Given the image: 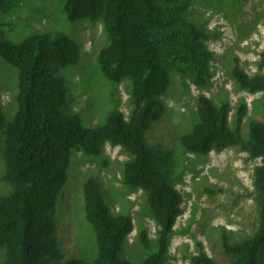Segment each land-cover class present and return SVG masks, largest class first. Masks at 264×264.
I'll use <instances>...</instances> for the list:
<instances>
[{"label":"trees","instance_id":"obj_1","mask_svg":"<svg viewBox=\"0 0 264 264\" xmlns=\"http://www.w3.org/2000/svg\"><path fill=\"white\" fill-rule=\"evenodd\" d=\"M245 1V0H240ZM190 0H64L63 12L71 24L102 18L108 45L98 55L103 76L111 83L128 80L133 110L129 119L118 110L105 122L84 128L81 117L70 110V97L62 72L78 63L77 43L64 33L34 34L19 43L9 39L0 22V56L16 70V109L6 122L0 107L3 138L2 180L12 186L0 195V264H89L81 259L64 261L57 247L54 223L57 197L67 183L73 150L97 157L109 143L132 155L123 169L122 183L146 194L147 206L157 225V250L139 264H163L169 240L182 214V196L171 186L169 168L173 152L147 144L145 134L163 117L161 100L170 84V72L190 75L197 87L208 86L210 50L205 34L186 18ZM18 0H0V13L9 14ZM264 65V53L261 55ZM234 77L249 93L264 92V76L250 77L238 66ZM241 106L231 127L229 106L198 97L197 121L180 138L184 151L207 155L237 147L250 158H260L253 187L258 220L252 235L230 243L222 238V251L230 264H258L264 245V122L252 121L244 138ZM85 219L96 239L93 264H131L121 258L124 243L133 231L128 215H113L105 206L98 182L83 184ZM146 249L148 239L140 234ZM192 264H216L204 251L191 257Z\"/></svg>","mask_w":264,"mask_h":264},{"label":"rangeland","instance_id":"obj_2","mask_svg":"<svg viewBox=\"0 0 264 264\" xmlns=\"http://www.w3.org/2000/svg\"><path fill=\"white\" fill-rule=\"evenodd\" d=\"M63 4L64 0H18L11 13H0V22L7 26L4 31L15 43L42 33H64L77 43L80 59L65 69L62 77L70 97V110L81 117L84 128L102 125L112 110L129 119L133 110L130 82H109L98 64L99 52L108 45L102 18L71 24ZM186 18L206 36L203 44L212 53L211 79L208 86L197 87L190 75L171 71L169 87L161 98L164 115L145 134L148 145L173 152L169 180L183 200V212L175 223L163 264H192L191 257L200 251L216 264H230L222 251V238L230 243L243 241L252 235L257 224L258 204L252 182L260 158L252 159L237 147L207 155L191 154L183 150L180 138L197 121L200 95L216 105L228 104L231 127L239 108L244 106V138L250 122H264V92L252 94L241 90L233 73L238 66L250 77L264 76V0H190ZM16 76V70L0 56V107L6 122L12 120L16 109ZM2 149L3 138L0 195H6L12 186L2 180ZM131 159V154L109 143L97 157L87 156L82 150L72 151L67 183L57 197L54 216L63 263L75 258L93 264L96 257L95 235L84 213L82 187L88 178L98 182L102 200L113 215H128L132 219L133 231L124 243L121 258L139 264L156 252L157 225L147 206L146 194L122 183L124 166ZM141 232L148 239L146 249L140 243ZM3 258L4 250L0 249V262ZM258 264H264V245Z\"/></svg>","mask_w":264,"mask_h":264}]
</instances>
